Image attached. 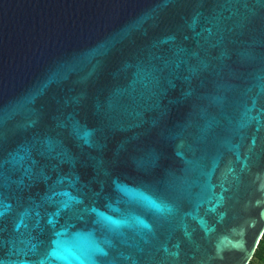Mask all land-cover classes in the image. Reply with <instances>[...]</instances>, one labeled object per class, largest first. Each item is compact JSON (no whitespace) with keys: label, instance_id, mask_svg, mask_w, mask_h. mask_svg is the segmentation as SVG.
<instances>
[{"label":"water","instance_id":"water-1","mask_svg":"<svg viewBox=\"0 0 264 264\" xmlns=\"http://www.w3.org/2000/svg\"><path fill=\"white\" fill-rule=\"evenodd\" d=\"M264 233V0H0V264H249Z\"/></svg>","mask_w":264,"mask_h":264},{"label":"trees","instance_id":"trees-1","mask_svg":"<svg viewBox=\"0 0 264 264\" xmlns=\"http://www.w3.org/2000/svg\"><path fill=\"white\" fill-rule=\"evenodd\" d=\"M249 264H264V233Z\"/></svg>","mask_w":264,"mask_h":264}]
</instances>
